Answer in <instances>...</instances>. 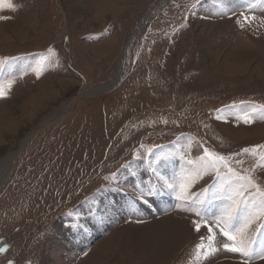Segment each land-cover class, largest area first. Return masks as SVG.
Returning <instances> with one entry per match:
<instances>
[{"label":"rangeland","instance_id":"374dc122","mask_svg":"<svg viewBox=\"0 0 264 264\" xmlns=\"http://www.w3.org/2000/svg\"><path fill=\"white\" fill-rule=\"evenodd\" d=\"M8 2L0 264H244L216 227L220 178L185 160L208 147L264 188V161L242 152L264 145V0Z\"/></svg>","mask_w":264,"mask_h":264},{"label":"snow or ice","instance_id":"6c2138e0","mask_svg":"<svg viewBox=\"0 0 264 264\" xmlns=\"http://www.w3.org/2000/svg\"><path fill=\"white\" fill-rule=\"evenodd\" d=\"M198 2V0H197ZM7 7L14 9L15 5L9 0ZM195 7V5H193ZM241 15H244L243 13ZM3 17H0L2 19ZM244 19L248 22V17L245 15ZM254 19V17H253ZM239 23V20L237 21ZM242 28L244 24L240 25ZM5 59L15 60L16 57L0 58V71L3 70V61ZM9 82V87H11ZM3 85H0V97L5 96ZM264 109V105L260 106ZM255 111V109H253ZM261 118H264L262 115ZM245 123L252 122V116L245 113L242 117ZM260 150L257 152V150ZM243 153H250L252 156H259L261 161H264V145H256L253 147H245L242 149ZM233 155H240L239 153ZM185 163L190 166L189 171L196 170V174L199 175V169H211L215 171L216 176L220 178L219 187L217 188V193L223 194L224 198L229 201L223 209L222 214L215 218L216 227L222 233L224 237L229 241L223 244V248L231 253H238L244 258V264H250L253 259L264 261V242L257 245V241L253 233H259L264 229V188H261L257 184L251 175L243 174L237 171L235 167L230 166L229 158L216 152L210 150L208 147L203 148V155L197 160H185ZM243 162L236 160L235 164L241 165ZM226 170V171H222ZM163 180L162 187L164 189L175 191L176 185L170 183L167 178L161 177ZM191 177H181V182L179 184L180 192L179 199L190 200L191 197L186 195L188 189V181ZM254 190V191H253ZM158 189L155 186L149 187L147 192L141 193V199L146 196H152L156 194ZM258 198V199H257ZM216 199H221L220 195L216 196ZM193 204L197 205V211L199 215V208L205 203L204 200L193 201ZM207 221H205L206 223ZM195 223L196 230L199 231L200 224ZM209 232L212 231L211 228L208 229ZM209 241V251L205 255H211L216 249L212 248V241L214 236H208ZM202 247V245L200 246ZM6 249L0 248V252ZM9 264H12L9 261Z\"/></svg>","mask_w":264,"mask_h":264},{"label":"water","instance_id":"95a60500","mask_svg":"<svg viewBox=\"0 0 264 264\" xmlns=\"http://www.w3.org/2000/svg\"><path fill=\"white\" fill-rule=\"evenodd\" d=\"M141 23H142V20L140 21L139 25H140ZM138 31H139V30H137V31L131 36L130 40L125 44V48H126V47L128 46V44L133 40V38H134L135 35L138 33ZM125 48H124V53H125ZM122 65H123V64L120 65V68L122 67ZM121 69H122V68H121ZM121 69H120V72H121ZM120 72H119V73H120ZM120 74H121V73H120ZM120 74H118V75H120ZM114 83L116 84V81H115ZM115 84H114V85H115ZM109 88H111V87H100V88H96V89H91V90H88V93H87V94L92 93V92H96V91L101 92V91H103V90H107V89H109ZM21 147H22V144H21V146L19 147V150L21 149ZM19 150H18L15 154L12 155V159L15 158V156L18 154Z\"/></svg>","mask_w":264,"mask_h":264},{"label":"bare ground","instance_id":"6f19581e","mask_svg":"<svg viewBox=\"0 0 264 264\" xmlns=\"http://www.w3.org/2000/svg\"><path fill=\"white\" fill-rule=\"evenodd\" d=\"M64 82H65V81H64ZM35 107H36V106H35ZM31 118H32V117H31ZM3 169H4V168H2V170L0 171V184L2 183V181H3V179H4V174H5V173H4V170H3ZM165 227H166V225L163 226V227H161V229L163 230ZM175 228L178 230V232H177L178 235H175L174 232L172 231V232H173V233H172V236L175 237V238L181 237V236L183 235L182 232H183V231H186V230L183 229V228H177V227H175ZM179 231L181 232V234H180ZM179 247H180V246H179ZM263 264H264V263H263Z\"/></svg>","mask_w":264,"mask_h":264}]
</instances>
